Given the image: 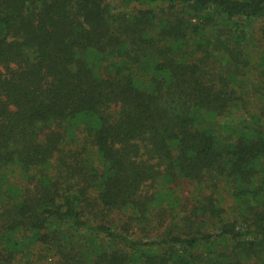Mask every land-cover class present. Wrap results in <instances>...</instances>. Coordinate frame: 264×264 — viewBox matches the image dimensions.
Returning <instances> with one entry per match:
<instances>
[{"label": "trees", "instance_id": "16d2710c", "mask_svg": "<svg viewBox=\"0 0 264 264\" xmlns=\"http://www.w3.org/2000/svg\"><path fill=\"white\" fill-rule=\"evenodd\" d=\"M253 70L264 0H0V264H264Z\"/></svg>", "mask_w": 264, "mask_h": 264}, {"label": "rangeland", "instance_id": "374dc122", "mask_svg": "<svg viewBox=\"0 0 264 264\" xmlns=\"http://www.w3.org/2000/svg\"><path fill=\"white\" fill-rule=\"evenodd\" d=\"M238 23L240 26L246 24L242 20H239ZM249 25L245 26L246 32H247L246 48H247V51L251 54L252 61L254 63V61L257 59L256 57L259 56V54H261V51L263 48L262 41H261L262 25L259 22H256V23L254 22V24L252 23ZM209 34L210 36L218 37L219 35L221 37H224V36H229L231 34V31H230L229 26L224 25V26L213 28V30H210ZM216 48H217V55H216L217 58H219V60H221L222 63H225L226 54L224 51H222L221 44L217 42ZM247 76H248V80L245 81L246 86L242 90V95H243L244 100L250 104V108H247V109L251 112L253 111L258 112L257 107L255 106L256 103L254 105V102H260L259 94L256 91L257 89L259 91L260 90L263 91L264 93V73L262 72L258 73L256 70H253ZM210 182H212L216 186V187H213L212 191L210 192H216L215 195L219 196L220 199L222 198L224 202L223 204L225 205L224 207L227 208L231 202L230 193L233 190L231 189L232 188L231 185L228 183L227 180L219 176L211 177ZM192 190L194 191V188H192ZM186 195H188L187 192H186ZM188 197H190V195ZM163 229L164 228L162 227L161 230ZM137 233L141 234L139 232ZM154 234L156 233H152L150 235L154 236Z\"/></svg>", "mask_w": 264, "mask_h": 264}]
</instances>
